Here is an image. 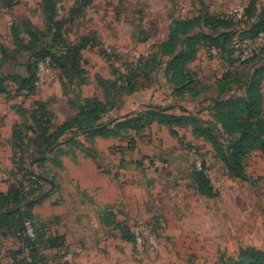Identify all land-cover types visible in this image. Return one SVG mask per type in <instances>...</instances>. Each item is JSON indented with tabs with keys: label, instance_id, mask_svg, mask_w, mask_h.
Wrapping results in <instances>:
<instances>
[{
	"label": "rangeland",
	"instance_id": "374dc122",
	"mask_svg": "<svg viewBox=\"0 0 264 264\" xmlns=\"http://www.w3.org/2000/svg\"><path fill=\"white\" fill-rule=\"evenodd\" d=\"M41 1L24 0L10 12L3 11L5 9L0 3V29L4 30L0 32L3 33L0 34V180L14 153L15 159L23 157L31 161L35 157L33 141L36 135L32 136L28 127L33 124L30 119L32 114L44 115L36 103L45 101L42 104L48 113L45 120L50 119L53 126L50 130L55 131L58 119L62 121L72 115L76 111L74 106L80 104L82 97L105 98L115 105L114 108L117 107L116 114L105 118V123L124 113L122 108L130 111L132 102L136 105L149 100L146 95H140L132 102L124 100L129 82L139 88L138 91L154 84L160 86L166 92L154 103L161 107L175 105L171 114L180 115L177 106L181 104L189 111L198 112L195 115H198L201 125L213 129L221 144H228L230 139L224 136L221 126L213 118V111L209 109L208 100L215 94L212 89L190 101H169L170 95L178 96L182 92V88L176 86L182 76L171 83L162 66L153 71L145 70L141 64L144 60L138 57L140 53L153 52L168 37L172 22L197 17L201 12L209 19L221 18L228 24L231 22L228 27L230 33L235 32L239 37L252 35L264 27V0H97L85 10L83 17L68 23L63 31V36L70 43L83 35H90L101 43V48L91 49L85 54L83 66L86 68L87 85L79 87L80 81L70 76L59 79L56 71L48 64H42L38 89L33 95L30 90L20 88L27 73L25 64L28 56L18 46L14 33L25 45L34 43L35 52L46 54L51 50V53L65 57L61 50L55 48L57 42L54 41L58 39H54V32L42 15ZM60 5L65 13L74 8L75 2L60 0ZM243 7L249 9V22L238 17L239 9ZM25 20H30L41 32L36 41L26 34ZM212 29L211 26H201L195 34L212 32ZM221 32L216 28L212 34L217 37ZM221 42L226 46L229 44L226 37ZM208 44L202 41L196 56L204 68L203 72L188 71V76L200 77L201 73H206L202 76L204 80L216 81L222 74L229 73L233 77L224 87L231 89L235 97L244 96L253 71L264 65V53L259 54L252 64L242 66L237 62L231 67V61H221L209 53ZM59 45L64 46L61 42ZM32 53L34 51L29 54ZM17 73L23 76L14 83V77L20 76ZM101 78H110L109 84L103 88ZM104 89L107 92L104 93ZM262 92L264 95V82ZM53 97L57 98L55 105L51 102ZM67 100L72 102V108ZM52 105L59 114L57 121ZM16 122H28L25 128L27 138L12 148L8 143ZM192 129L190 125L179 129L182 150L171 153V156L165 151L171 150V147L159 140L142 137L147 138L142 146L151 150V155L144 158L141 155L139 160L126 159V165H123L118 162L117 155L122 150L129 154L128 150L134 146V132L125 131L121 138L126 145L118 142L110 147V154L116 157L112 159L115 164L108 166L104 160L100 164V173L111 176L120 193L129 191L130 203L124 210L128 209L130 214L124 221L131 234L141 232L143 244L137 246L128 232L117 230L115 225L108 229L91 225L80 245L72 249L51 248L47 240L70 229L55 215L35 213V208L46 200H50L55 207L64 204L61 194L46 184L44 191L51 196L32 207L34 217L46 227L44 237L41 233L39 239L35 264H238L244 251L264 256V153L255 152L247 159L245 177H233L212 143L204 138L189 140ZM47 155L43 159L47 160ZM36 162L33 161L34 164ZM203 165L216 195L213 198L201 195L192 177L196 168ZM37 169V172L49 177L56 170L49 161ZM5 175L3 180L11 181L10 172ZM141 225L144 229L140 228ZM57 239L59 244L62 239ZM19 251V235L0 230V264H23Z\"/></svg>",
	"mask_w": 264,
	"mask_h": 264
},
{
	"label": "trees",
	"instance_id": "16d2710c",
	"mask_svg": "<svg viewBox=\"0 0 264 264\" xmlns=\"http://www.w3.org/2000/svg\"><path fill=\"white\" fill-rule=\"evenodd\" d=\"M96 1L97 0H74V8L65 13L59 6L60 0L41 1L42 15L50 30L54 32V39H58L54 41L58 43L55 44V48L62 51V54L65 55L64 58L58 53H51V50H48L46 54H42L41 51L35 52L34 43L25 45L17 33H14L18 46L22 47L28 56L25 64L27 77L22 80L21 90H30V92L35 95V90L38 89L39 85V65L46 62H49L50 67L58 73L59 79L61 77L64 79V76L78 79L80 81L79 87L87 83L85 79L86 68L83 66L85 65V61L82 53L87 49L101 48V43L97 42V39L92 38L90 35H83L76 42L70 43L67 41V38L63 36V31L68 23H73L75 20L83 17L85 10ZM21 2L22 0H0L2 7L8 10L16 8ZM246 20L247 22L250 21L249 9L246 10ZM24 22L26 28H28V33L26 34L32 40L34 39V41H36L41 32L35 29L30 20H25ZM230 23L231 22L228 24V21L226 22L221 18L209 19V17L204 16L202 12L199 16L191 19L176 20L172 22L169 28V35L166 40L159 43V45L153 49V52L151 51L146 57L139 59L144 60L141 62L142 67L145 70L149 69V71H153L162 66L171 83L182 76L180 83L176 85L177 87L179 85L178 88H182V92L178 96L175 95L180 102L197 98L200 96V92L195 86L198 79H196V76H188L187 73L190 71L188 65L197 59L196 56L202 41L209 43L207 48L209 53H212L214 49L217 51L216 58H219L221 61H231V67H234V64L237 62L239 65L242 64V66H247L249 63L252 64L259 54L264 53L263 47L262 50L251 59L240 62L239 59L235 57V50L232 46V40L237 34L235 32H228ZM201 26H211V28H213L212 32L216 30V28L221 29L222 32L217 37H215L212 32L195 34ZM260 34H264V27L257 30L252 35L238 37L241 40L255 39ZM223 37L228 39V46L221 42ZM60 42L63 43L64 46H60ZM30 51H34V53L31 55L29 54ZM101 55L105 57V54L102 52ZM232 77L233 76L229 73L222 74L221 79L218 80L215 86L218 95L217 97H213L209 107V109L213 111L214 120L221 126L224 136L230 139L227 145H223L219 142V139L214 135L213 129L201 125V122L197 119L198 115L192 113L186 114L183 110L181 116L170 115L165 111L149 110L138 116L127 117L120 121L111 119L104 123L103 119L115 109V105L113 106V104L108 102L105 98L102 99L95 96L83 99L78 106H74L77 115L61 125L56 124L57 126L54 128L55 131H51L50 129H52L53 126L51 125L50 119L48 118V120H45V116L48 114L42 105L45 104V102H42V104L39 102L36 103L44 115L32 114L30 119L33 124L28 127L29 133L32 136L36 135V139L33 141L34 150L36 151V153H34L35 157L31 161L28 158L23 159V157L15 159V153L13 154L12 159L17 181L12 185L9 195L0 193V213L11 211V214H0V230L19 235V256H22L25 248H30L32 262L29 264L36 263L39 254V239L41 233L44 237L43 231L46 227L44 223L34 217L32 207L43 198L51 196V194H47L44 191V186L47 184V181L43 173L37 172L36 169H31L30 164L33 163V161H37L35 166L40 169L43 164L50 160L53 165L58 166L59 160L57 154L62 152L61 149H58L56 151L57 153L52 155L49 159L45 160L43 158L62 141L70 139L79 132L86 133L91 131L89 136L116 138L121 136L125 131L140 133L145 131L152 124L158 123L159 125L167 127L172 137L180 140L181 138L176 130L184 129L190 125L194 128L192 129V134L196 139L204 138L209 143L213 144L215 151L221 157L230 175L237 178L245 177L247 159L255 152L264 153V95L262 92L264 65L260 68H255L253 71L247 81L244 96L235 97L231 89L227 87L226 89L224 87V84L228 83V79ZM19 78H21V76H15L13 82L17 83L19 81L17 79ZM109 81L110 80L101 78V87L107 86ZM172 85L175 86L174 84ZM112 86L115 88L114 83ZM150 87H143L141 90ZM138 90L139 88H136L133 83L129 82L128 94L126 96L139 92ZM103 91L104 93L107 92L106 89ZM229 93L232 94L226 97ZM27 124L28 122H18L14 125L12 132V148L16 147V143L19 144V142H23L27 138V131L25 129L27 128ZM32 177H36L37 180H33ZM192 177L197 183L201 195L209 198L216 196L207 177L204 165L201 167V170L196 168ZM40 181L44 183V186L41 185L38 186L37 189H34V186H37ZM24 204H28V206L21 208ZM18 208L21 209L14 211ZM27 220H30L33 224L36 233V239L34 241H31L26 235L25 222ZM117 229L128 232L131 235L133 243H136L135 236L131 234L129 227L122 225L121 227L118 226ZM57 238L62 239L59 244L56 243L58 241ZM47 242L51 248H61L65 243L64 238L60 236H55L54 239H49ZM22 263L25 264L24 261H22ZM238 264H264V256L244 251Z\"/></svg>",
	"mask_w": 264,
	"mask_h": 264
},
{
	"label": "crops",
	"instance_id": "0c3cea01",
	"mask_svg": "<svg viewBox=\"0 0 264 264\" xmlns=\"http://www.w3.org/2000/svg\"><path fill=\"white\" fill-rule=\"evenodd\" d=\"M59 6L61 5L59 4ZM3 11L10 12L11 10L5 9ZM0 24H1V18H0ZM1 31L4 32V30L0 29V32ZM165 40L166 38L162 42H164ZM90 50L91 49H87L83 51L82 54L84 59L86 52ZM188 68L190 69L191 72H201L204 69L201 66V63H199L198 57L195 61H193L188 65ZM19 75L23 76V74H19ZM204 75L203 73H201L200 77L199 75L196 76V79L198 80L195 86L199 90L200 96L203 95L204 91L210 88V90L212 89L213 92L215 93L214 97H217L218 93L215 86L218 80L221 79L222 75L218 77L216 81H206L203 79ZM26 76L27 73L26 75H24V77ZM104 79L110 80V78L109 79L104 78ZM86 85L87 83L81 86V88H83ZM165 92L166 91L165 90L163 91L160 86L157 87L154 84L148 89H144L139 92H135L134 94L125 96V98L123 99L128 101L130 100V102H132L131 100L133 99H135L136 101L140 95L148 96L149 100H143L142 102H137L136 105H134L132 102L131 103L132 109H130V111H124V109L122 108V111L124 113L112 119L115 121H120L127 117H134L146 113L149 110L165 111L167 114L176 115V114H171V112L174 111L173 108L175 107V105L169 107H161V105L154 103V102H158V98L162 97ZM231 94L232 93H229V95H226V97L230 96ZM91 97H82V99L91 98ZM212 99L213 98L211 97L208 100L209 104L212 103ZM168 100L179 101L174 94L170 95ZM54 101L57 102L56 97H53L51 99V102L54 103ZM67 101L72 108L73 106L72 102L70 100ZM119 102L120 101H118V103ZM177 107H179L181 113L180 115L183 114L182 110L185 111L186 114L198 113L194 111H189V109L187 107H184V105L182 104ZM115 109L112 112H110L105 118L109 117L112 114L115 115L116 114L114 112ZM53 111L57 121L59 114L55 110V107L53 108ZM76 115H77V111H74L72 115H70L68 118L64 120L59 121L58 119V123L56 124L61 125ZM14 125L12 126L11 135H10L11 137L8 143L10 147L12 146V132ZM176 131L178 134H180L179 129H177ZM90 132L91 131H88L86 133L79 132L75 136H72L70 139L66 141H62L59 144V145L62 144L61 146L58 145L48 153V155L46 156L47 159L52 157V155L56 154L57 153L56 151L58 149L62 150L61 153L57 154L59 156V157L57 156L59 160L58 166L53 165L52 162L49 160L52 167L56 169L55 173H53L51 177H49L47 174L46 175L43 174V175L47 181V185H50V188H55L57 193L61 194L64 200L63 201L64 204L61 207L60 206L55 207V205L51 204L50 200H46L45 202H41V203L39 202L40 203L39 206L36 207L34 210L36 214H40L41 216L55 215L57 220H62L64 223H66V225H68V228L70 229L69 232L64 231L61 234L54 235V236L58 235L64 238L65 243L63 247H65L66 249L68 247L72 249L76 245H80L79 243L83 240V237L86 235L91 225L92 227L95 226L96 228L101 227L104 229L113 228L114 225L116 229L118 228V226L120 227L122 225L128 226V224L124 220L130 214V212L128 211V209L124 210V208L128 206L130 203L129 196L127 195L129 191L128 192L126 190L121 191V193L125 194L122 196L120 190L117 189V187L115 186L112 177L109 176L108 174L107 175L101 174L99 169L101 166L100 164H102L104 161L107 162L108 166L115 164L113 160L116 159V157L110 154V147L118 144V142H120L123 146H125L126 144L123 142L121 136L116 138L113 137L103 138L100 136L93 137V136H89ZM144 136L148 137V139L159 140L165 146L171 147V150L165 149V151L167 152L166 154H168L169 156H171V153H176L177 151L181 152L182 150L180 146L182 137L180 135H179V137L181 138L180 140L178 138L172 137L167 127L159 125L158 123H154L145 131L140 133H134V136L132 137L134 141V142L132 141V143L134 144V146L132 149L128 150L130 153L128 154L126 151L122 150V152H120L117 155L119 160L118 162L120 164L126 165L125 163L126 159L139 160L141 155L142 158L151 155V150L142 146L143 144L145 145L147 139V138H142ZM192 139L195 140L196 137H194L193 134L191 133L189 140ZM141 149H143V153L141 152ZM120 159H122V161H120ZM8 163H9L8 165L9 167L8 169H4L2 171V176H1L2 179L0 180V193L4 195L10 194L12 185L17 181L16 180L17 178L15 177L16 171L14 170L15 168L13 164V159L11 158L8 161ZM35 165L36 164L31 163L30 168L38 170ZM7 172H10L11 181L6 182L3 180V178ZM23 206L21 208H25ZM6 213L11 214V211ZM108 219H111V221H108Z\"/></svg>",
	"mask_w": 264,
	"mask_h": 264
},
{
	"label": "built area",
	"instance_id": "2783aa9c",
	"mask_svg": "<svg viewBox=\"0 0 264 264\" xmlns=\"http://www.w3.org/2000/svg\"><path fill=\"white\" fill-rule=\"evenodd\" d=\"M246 7H243L241 9H239V19H246ZM232 46L233 49L235 50V57L237 59H239L240 62H244L247 61L249 59H251L252 57H254L255 55H257L262 48L264 47V34H260L257 38L255 39H246V40H241L238 36L234 37L232 40ZM150 48V47H147ZM212 54L214 56L217 55V51L214 49L212 50ZM148 54L147 53H140V57H138L139 59H141L142 57H146ZM42 64H48L50 66L49 62L46 63H41L39 65V68ZM38 77H39V73H38ZM198 170H201V167L198 166L197 167ZM33 180H37L36 177H32ZM44 186V183L42 181H40L38 183L37 186H34V189H37L38 186ZM141 229H144V225L140 226ZM25 230H26V235L27 237L31 240L34 241L36 239V233L33 227V224L30 220H27L25 222ZM136 239V244L141 245L143 244V240L141 237V232H136L133 233ZM151 242H153V240H151ZM21 260L24 261L25 264H29L32 262V256H31V250L30 248H25L24 252L21 256Z\"/></svg>",
	"mask_w": 264,
	"mask_h": 264
},
{
	"label": "water",
	"instance_id": "95a60500",
	"mask_svg": "<svg viewBox=\"0 0 264 264\" xmlns=\"http://www.w3.org/2000/svg\"><path fill=\"white\" fill-rule=\"evenodd\" d=\"M62 145V144H61ZM61 145H59V146H61ZM26 206H28V204H25L23 207H26ZM21 208H18V209H16L15 211H18V210H20Z\"/></svg>",
	"mask_w": 264,
	"mask_h": 264
}]
</instances>
